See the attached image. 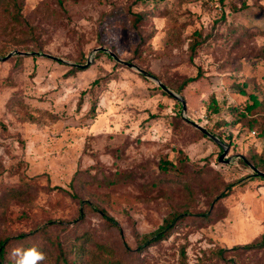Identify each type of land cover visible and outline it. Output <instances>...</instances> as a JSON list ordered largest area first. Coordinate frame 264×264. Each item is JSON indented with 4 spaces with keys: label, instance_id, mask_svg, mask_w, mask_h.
<instances>
[{
    "label": "rangeland",
    "instance_id": "rangeland-1",
    "mask_svg": "<svg viewBox=\"0 0 264 264\" xmlns=\"http://www.w3.org/2000/svg\"><path fill=\"white\" fill-rule=\"evenodd\" d=\"M19 2L17 26L0 6V241L49 225L61 240L90 232L132 264H230L220 249L264 234V179L249 162L264 139L230 111L252 105L251 96L264 101V0ZM134 13H147L138 31ZM100 48L173 92L200 72L186 90L187 118L222 145L182 124L177 100L153 79ZM15 52L30 55L4 60ZM215 105L221 113L208 118ZM225 149L229 164L219 161ZM164 158L173 173L184 169L189 189L158 184ZM78 177L88 179L78 186ZM88 204L104 207L122 233ZM175 211L185 218L171 237L138 255L136 233L156 232ZM205 212L211 218L202 221ZM18 246L11 242L7 256ZM252 259L264 261V252L241 253L234 264Z\"/></svg>",
    "mask_w": 264,
    "mask_h": 264
},
{
    "label": "trees",
    "instance_id": "trees-1",
    "mask_svg": "<svg viewBox=\"0 0 264 264\" xmlns=\"http://www.w3.org/2000/svg\"><path fill=\"white\" fill-rule=\"evenodd\" d=\"M0 6L6 8V12L9 14L12 22L16 24L14 26L20 25L23 22L24 17L22 13V5L19 0H0ZM132 15V27L138 31L142 23L146 20L147 13H134ZM196 35L197 36H195V38L197 39V41H195V43H193L190 47L192 58L196 53V49L200 45L198 40H200L201 34L196 33ZM146 41V38L141 35V42L139 47L144 45ZM102 54L104 55L105 52L99 53V55ZM259 55L264 56V49ZM108 56L111 59V55ZM77 71H79L78 68H73L70 74H75ZM140 76L145 79L142 75ZM201 78L202 74L199 72L197 76L188 77L186 80L183 81L182 85L174 89L175 92L181 95V98L184 100L187 107V111L189 108L190 101V98L187 97V87L189 85L195 84ZM240 92L245 93L244 89H241ZM163 93L166 94L165 92ZM251 99L253 100V104L247 106L245 109H243L242 112H239V110L235 108H231L230 111L232 115H236L238 112V115L236 116L237 122L241 123L243 126H246L251 130L257 131L260 136L264 139V101H258L257 97L255 96H251ZM213 103L216 104L215 101ZM176 105L179 107L180 110L183 108L182 104L178 101ZM97 106L98 100L95 98L91 105V116L95 115ZM221 111L222 110L218 105L209 107L207 111V117L211 118L213 116H217L221 113ZM179 114L178 119H180L182 124L189 127L193 126L187 121L184 122L181 119V115ZM208 130L210 131V129ZM195 131L199 133L203 138H206V136L200 133V131ZM210 133L214 135L213 132L210 131ZM218 137L220 138V140H224L222 136L219 135ZM249 162L259 171L264 173V150L260 155H255L251 159H249ZM159 166L161 171V178L158 181V184H179L185 187L186 189H189V179L186 173L184 172V169H182V171L178 169L176 173H173L171 171V168L174 166V164L167 158H164ZM77 179L78 186H80L82 184V180L88 178L78 177ZM230 187L231 185H227L222 192H218L216 199L219 201L224 198H227L230 193L227 194L226 191ZM11 193H14V196H17V198L21 197V195H15L17 193V190H12ZM74 197L76 199L79 198L76 194L74 195ZM88 205V208L90 210L97 212L101 216V218L106 222V225L109 229H117L120 231V233H122V230L121 228H119L118 223L113 217H111V215L104 207L100 205ZM81 216L82 220L80 224L83 223L82 221L84 220V213H82ZM198 217L202 221L210 220L211 218V216L207 212L199 213ZM184 218L185 213L175 211L168 217V219L164 221L163 225L156 232L146 235H140L136 233L137 248L135 252L138 255H142L149 248L156 246L157 244H160L169 239L178 224L182 222ZM50 231L51 226L48 225L41 229L38 228L35 231V234H21L16 238H6L0 241V264H13L12 258L10 256H7V246L10 245L11 242H18V247L24 248L37 246L46 256L44 264H132L129 259H124L123 257H121V255L112 246L105 243L97 242L90 232H83L79 230L72 236L61 240L57 237H54ZM235 252H240V255L235 254ZM259 252H264V234L252 244L243 247H237L231 250L220 249L218 253L220 254V256L223 257L225 255H231L233 259L232 261H230V264H234L236 262V258L241 256V253L258 254ZM181 255L184 258L186 256L185 251H182ZM250 263L264 264V261L262 259H252Z\"/></svg>",
    "mask_w": 264,
    "mask_h": 264
},
{
    "label": "water",
    "instance_id": "water-1",
    "mask_svg": "<svg viewBox=\"0 0 264 264\" xmlns=\"http://www.w3.org/2000/svg\"><path fill=\"white\" fill-rule=\"evenodd\" d=\"M96 51L97 52L98 51H102V52L109 53L111 55V57L114 58L117 62H120V63H122V64H124V65H126V66H128L130 68L136 69L138 71V73H140L141 75H143V76H145L147 78L153 79L164 92H166L168 95H170L171 97H173L174 99H176L178 102H180L182 104V106H183V108H182V118L185 121H187L188 123L192 124L196 129H198L200 132H202L205 136H207L208 138H210L214 142L220 143V145H222V143L219 140V138H217L216 136H214L212 133H210L203 126H201V125H199V124H197V123H195V122H193V121H191V120H189L187 118V107H186V104H185L184 100L179 95H177L175 92H173L171 89H169L167 86H165L164 84H162L156 77L152 76L151 74H149L148 72L144 71L143 69L138 68L134 64H131V63L122 61L114 53H111L108 49L100 48V49H97ZM14 54H16V55H30L29 53L15 52V53H12V54L8 55L7 57H5L4 60H7V59L11 58ZM35 54L36 53H32L31 55H35ZM46 56L49 57V58H52L54 60H60V59L55 58V57L50 56V55H46ZM227 153H228V149H225L224 152H223V154L219 158V161L220 162H225L227 164L230 163V160H224V158L227 155ZM251 168L254 171L255 176L264 179V173L263 172L259 171L254 166H251Z\"/></svg>",
    "mask_w": 264,
    "mask_h": 264
},
{
    "label": "clouds",
    "instance_id": "clouds-1",
    "mask_svg": "<svg viewBox=\"0 0 264 264\" xmlns=\"http://www.w3.org/2000/svg\"><path fill=\"white\" fill-rule=\"evenodd\" d=\"M13 264H44L45 254L37 247H16L10 252Z\"/></svg>",
    "mask_w": 264,
    "mask_h": 264
}]
</instances>
